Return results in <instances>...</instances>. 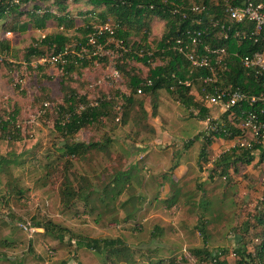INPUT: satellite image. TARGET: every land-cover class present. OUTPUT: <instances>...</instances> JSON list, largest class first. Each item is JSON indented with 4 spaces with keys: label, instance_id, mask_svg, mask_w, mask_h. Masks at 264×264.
I'll return each mask as SVG.
<instances>
[{
    "label": "rangeland",
    "instance_id": "1",
    "mask_svg": "<svg viewBox=\"0 0 264 264\" xmlns=\"http://www.w3.org/2000/svg\"><path fill=\"white\" fill-rule=\"evenodd\" d=\"M51 2L46 6L58 14ZM68 6V15L74 21L69 30L50 20L43 30L29 24L24 31L7 34L5 25L0 24V42L8 46L0 48V119L14 116L19 126L16 139L12 137L14 129L10 128L9 133L0 130V264H154L157 261L166 264L171 260L178 262L191 250L200 248L212 253L220 250L233 264L234 250L241 246L254 250L253 240L262 239L264 233V225L257 224L264 191V163H257L258 152L251 165H239L234 175L227 179L216 176L210 183L206 182L207 193H211L196 192L188 180L184 187L189 186L188 193L183 200L178 198L179 191H171L165 201L156 202L153 197L157 195L154 188L157 169L149 170L148 163L152 160L155 168L160 166L159 151L171 150L172 163L194 164L201 143L188 141L194 138L199 127L197 110L177 104L166 90L154 94L137 90L132 93L127 73L117 69L130 47H124L120 53L113 39L108 40L99 55L87 60L86 67L76 65L70 75L60 66L39 62V57H32L29 62L24 59L29 46L59 33L70 40L66 48L78 53L81 39L78 30L86 24L93 28L103 26L95 14H88L91 7ZM101 10L98 8L95 13ZM105 25L112 26V20ZM165 29L164 21L150 20V34L146 36L149 52L156 50ZM144 31L133 30L129 45L143 44ZM39 47L42 58L52 54L48 46ZM164 62L157 58L146 65L126 59L125 71L132 70L144 80L149 70ZM62 86L74 89L91 104L104 98L114 100V115L89 125L74 137L60 136L55 122L62 104ZM129 95L134 103L127 106L123 97ZM208 112L216 113L214 109ZM147 120L155 123L156 129ZM164 131L173 138L164 142L163 135H167ZM154 140L157 141L154 143ZM66 143L95 146L83 157L75 158L65 155ZM134 143L144 148L134 147ZM217 148L208 154L206 162L230 151L231 143ZM147 150L149 155L138 154ZM180 151L187 155L179 156ZM206 162L201 166L208 167L210 175L212 168ZM65 178L77 195L66 205L61 195ZM143 186L149 189L145 194L152 196L151 203L147 204L144 198L137 199L142 196L139 193L143 194L139 192ZM47 222L57 225L62 233H45L43 229L29 233L22 229L25 223L34 227ZM245 223L249 225L247 229ZM200 227H204L203 233ZM105 239L122 241L128 250V259L111 256L110 248L96 251L77 246L79 241Z\"/></svg>",
    "mask_w": 264,
    "mask_h": 264
},
{
    "label": "trees",
    "instance_id": "2",
    "mask_svg": "<svg viewBox=\"0 0 264 264\" xmlns=\"http://www.w3.org/2000/svg\"><path fill=\"white\" fill-rule=\"evenodd\" d=\"M51 4L56 7L55 13L51 11V6H46L50 0H0V22L9 23L8 29L11 32L24 31L29 24L32 28L37 30H43L46 28V23L50 20L56 22L58 27L64 30H69L74 26V21L69 17L67 12L69 4H84L88 8L91 7V11L88 12L90 16L99 18L102 25H105L109 19L112 20L113 25L110 26L112 35L103 31L99 36H96L98 43H105L108 39L115 41H121L122 45L126 48L130 47L129 54L122 55V64L118 65L117 69L128 76V85L132 93H136V90H140L145 94H154L160 90H166L170 93L173 99L182 107L186 109L197 110V117L199 120H204L210 115L208 112L210 107L205 104L202 105L201 97V81L200 76L207 75L205 70H192L189 63L178 53L168 48L166 42H170L178 37L183 31L190 29H203L204 35L202 37L203 43L198 47L197 52H203L204 46H211V48H222L226 51L224 56L228 71L219 79V86H226L231 84L234 87H238L241 91L248 95H263L264 96V74L254 76L248 69L244 68L240 63V57L246 55H252L255 52H261L264 48L262 42L254 43L247 39L239 40L237 38L223 39L222 32H226L229 35L235 31L253 29V24L244 21L243 23L231 24L226 21V14L223 12V6L225 2H229L233 5H242L244 0H201V2H190L189 0H51ZM258 1V0H256ZM38 2V3H37ZM29 3H35L31 10H22L24 5ZM42 4V6H40ZM196 5H205L207 11H205L201 18L207 22L209 17L213 19H220L224 24V30L220 28H212L205 26H198L191 22L193 19L192 14L187 13V18H182L181 12H173V10H190L191 7ZM102 8L98 13H95L96 9ZM89 9V10H90ZM26 18L27 22L20 23V19ZM164 21L166 25L165 32L161 35L160 40L156 43V50L151 52L148 56V47L146 45L147 35L150 34V20ZM144 29L143 44L133 43L130 44V36L133 30L139 31ZM81 34V39L78 41L79 46H88V38L93 34L94 28L90 24H86L83 28L78 30ZM69 38L62 33L45 36L37 45L29 46L24 54V59L29 62L32 57L43 56V51L39 45L48 46L52 53H59L69 43ZM0 48L7 49L6 44H1ZM143 51L144 56L140 57L137 52ZM122 50L120 51V53ZM157 58L165 60L164 64L157 66L149 70L150 74L146 79H141L132 73V70L125 71L126 59L137 60L143 64L154 61ZM94 59V57L92 58ZM76 65L80 67H86L87 61L83 59H77L76 57L68 56V62L64 67L65 74H72ZM150 80L151 84L147 85V81ZM188 81L189 85L184 83ZM180 82V83H179ZM196 86V87H195ZM18 88V87H17ZM63 98L62 104L58 107V118L55 122V128L59 132L60 136L64 138L74 137L80 130L88 127L89 125L99 124L101 121L108 120L114 115V100H98L96 106H89V102L84 96H79L77 92L68 87L62 86ZM198 97V101H197ZM123 100L127 106L134 103L131 95L123 97ZM84 104V109L79 110L80 104ZM141 103L139 106L141 107ZM264 106H259L260 109ZM247 109V105L243 104L240 107L233 108L232 110L221 114L220 119L225 121V133H211V138L203 137L202 148L199 152L200 165L207 161V150L217 139L224 141H230L235 136L241 135V130L236 128L238 118ZM17 112H15L16 115ZM143 117L145 113L143 112ZM126 116V113H123ZM196 115V114H195ZM260 119L264 121V111L260 114ZM10 128L15 130V135L12 136L16 139L19 134V126L15 122V117L8 116L6 120L0 119V130L9 133ZM201 138V135H196L191 141ZM187 145V144H186ZM95 145L83 144V143H71L64 145V153L68 157L80 158L89 152ZM259 153L258 164L264 163V141L254 144L249 149L244 150H230L221 154L211 166L210 179H215L216 176L221 179H227L234 172L237 171L239 165L249 166L253 163L256 153ZM207 163V162H206ZM62 201L66 205L76 198V192L70 188L68 181L65 178L64 188L61 191ZM260 211L257 216V224L264 225V191L262 193L261 201L259 202ZM248 223L244 224V228H248ZM34 229H43L45 233H62L63 230L58 228L57 225L47 222L44 226L40 224H34ZM199 230L203 233L204 227H200ZM255 245L254 250L249 249L246 246H241L234 250L233 264H264V233L262 239L253 240ZM86 246L89 249L107 250L110 248L109 254L116 259H128L129 254L126 245L119 239L115 240H87L84 242L79 241L77 246ZM116 248V249H115ZM125 249V250H122ZM197 262H206L207 264H230L224 256L223 252L217 250L210 252L205 248L193 249L190 251ZM187 263L183 258L178 262L173 260L166 264H182ZM200 263V264H201ZM154 264H165L162 261H157ZM188 264V263H187Z\"/></svg>",
    "mask_w": 264,
    "mask_h": 264
},
{
    "label": "built area",
    "instance_id": "3",
    "mask_svg": "<svg viewBox=\"0 0 264 264\" xmlns=\"http://www.w3.org/2000/svg\"><path fill=\"white\" fill-rule=\"evenodd\" d=\"M207 11L205 5H196L190 8V10H173V12H181L182 18H187V13L193 15L192 23L198 26L220 28L224 30V24L220 19H213L209 17L205 22L201 15ZM223 12L226 14V21L231 24L243 23L244 21L253 24V29L250 31L240 30L231 33L230 35L225 31L222 32L223 39L237 38L239 40H249L254 43L262 42L264 44V0H244L242 5H233L229 2H225L223 6ZM103 31H107L112 35V31L109 26L103 25L94 28L93 34L88 38V46H79V52L75 53L68 48H64L62 52L52 53L48 58H41L39 62H47L49 64L60 66L62 70L66 67L68 62V56L76 57L77 59L90 60L99 55V52L103 47H106L107 42L98 43L96 36H99ZM204 35L203 29H187L183 31L178 37L171 42L168 40L166 44L172 51L180 54L190 65V72L192 70H205L208 74L200 76L198 79L201 81V101L205 102V105L214 109L218 115H209L203 120V128L200 131L201 138H211V133H220L224 131L225 121L220 119V115L224 114L233 108L240 107L245 104L247 109L238 118L236 128L241 130L240 136H235L231 139V150H244L251 148L254 144L264 141V121L260 119V114H263L264 107L257 109L259 106H264L263 95H248L241 91L238 87H234L231 84L226 86H219V79L222 74L228 71L227 62L224 58L226 51L222 48H211V46H204L203 52H197L198 47L202 45V37ZM111 39V38H110ZM117 48L124 50V46L121 41L115 42ZM148 56L151 52H146ZM137 55L143 57V51L137 52ZM241 65L248 69L254 76L264 74V48L261 52H255L252 55H246L240 57ZM115 75H118L115 72ZM180 83V82H179ZM151 81H147V85H150ZM185 85H189L186 81ZM138 93L141 91L138 89ZM89 106H96L97 102L88 104ZM84 105L79 106V110H83ZM229 151V150H228ZM225 153V152H224ZM215 160L207 162L212 166ZM26 224V223H25ZM22 224V229L32 233L36 229L32 226L28 227ZM234 257V254H232ZM184 260L188 264H198L196 258L192 254H185Z\"/></svg>",
    "mask_w": 264,
    "mask_h": 264
},
{
    "label": "crops",
    "instance_id": "4",
    "mask_svg": "<svg viewBox=\"0 0 264 264\" xmlns=\"http://www.w3.org/2000/svg\"><path fill=\"white\" fill-rule=\"evenodd\" d=\"M31 5H35V3H31ZM31 9H32V7L29 6V8H27V5H24L23 8H22V10H31ZM0 24L1 25H5L4 26V31L7 34L15 33V32H11L8 28H5V27H9L8 23L0 22ZM1 44H6V42L1 41L0 45ZM214 115H218V114L214 113ZM197 120H198V126L199 127H198V129H196L195 136L200 133V131L203 128V125H204L203 124V120H199V119H197ZM150 123H151L150 120H147V124L148 125H152L154 127V129H156L155 128V123H153V124H150ZM183 123H184L183 126L186 127V125H187L186 122H183ZM164 133L166 134L167 132L164 131ZM156 136H159V134L157 133ZM163 138H164V142H167L168 140H171L173 138V136H169V134L167 133V135H163ZM156 141L157 140H154V143ZM197 141H200V143H201L200 146H199V152H200V150L202 148V145H203L202 141L200 140V138L194 140L193 142H191V144L194 143V142H197ZM224 145L228 146L229 142L228 141H224L222 139H217L208 148L207 154L210 155L211 151H214L216 149V147H218L217 149H219L220 147H222ZM133 146L134 147H138V148H144V147H142L140 145H137L135 143H134ZM147 151L139 152L138 154L139 155L142 154L143 157H144L147 154L149 155L150 152H149V150H147ZM136 152H138V151L136 150ZM171 152H173V151H171V150L170 151H159L158 156L160 157L161 163H160V166H158L156 168L154 166V163L151 162L152 160H150V162L148 163V166H150L149 170L152 171V170L157 169V173H155L156 179H154V181L156 182V184H155L156 187H154V188L157 189V195L154 196L153 199L156 202H162V201L166 200L167 196H169L171 191H179L180 193H178L179 194L178 198H179V200H183L185 193H188L186 191L189 188V186L186 189H184L185 185L187 184L185 182H187L188 180H190L191 189H193L192 187L195 186V188L197 189L196 192H200V193L204 192L205 194L211 193V192L207 193L208 183H210L211 180H214V179H210L209 172L206 169L208 167H202L200 165L199 154L197 155L196 161L194 162V164L191 165V166H188V164L185 163L184 161L172 163L171 162V155H172ZM129 154H130V152H129ZM181 154L184 155V156L187 155V154H185V152L180 151V153H178V155L180 156ZM209 155H207V157H209ZM191 181L193 182L194 185L192 184ZM206 182H208V183H206ZM160 188H162V189H160ZM147 189H148L147 186L146 187L143 186L142 191H139V192H141V193L143 192L144 195L139 193V196L140 195H142V196L137 198V199L141 200V199L144 198L146 200L147 204H148V202L151 201L152 196L145 194V191ZM181 193H184V194H181ZM136 195L137 194H135L134 197ZM162 204H164V203H162ZM156 230H158V229H156Z\"/></svg>",
    "mask_w": 264,
    "mask_h": 264
}]
</instances>
